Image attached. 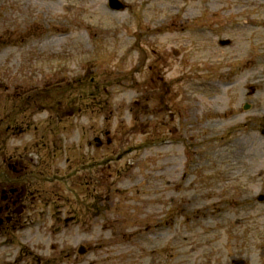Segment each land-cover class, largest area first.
I'll list each match as a JSON object with an SVG mask.
<instances>
[{
	"label": "rangeland",
	"instance_id": "obj_1",
	"mask_svg": "<svg viewBox=\"0 0 264 264\" xmlns=\"http://www.w3.org/2000/svg\"><path fill=\"white\" fill-rule=\"evenodd\" d=\"M122 1L0 0V177L35 200L0 247L264 264V0Z\"/></svg>",
	"mask_w": 264,
	"mask_h": 264
},
{
	"label": "flooded vegetation",
	"instance_id": "obj_2",
	"mask_svg": "<svg viewBox=\"0 0 264 264\" xmlns=\"http://www.w3.org/2000/svg\"><path fill=\"white\" fill-rule=\"evenodd\" d=\"M263 131L264 129L262 132ZM29 161L31 162L28 163L31 164L32 160L29 159ZM34 163L38 165L40 161L37 160V162ZM8 167L10 168L9 171H11L14 176L9 179V182L0 177L1 240L8 237L7 235H15L17 222L30 217L31 208L35 201L34 198L32 199V194L31 197L28 196L31 189L28 183L23 181L29 174L21 176L22 172L25 171V168L22 167V163L17 161L15 164H9ZM23 176L25 177L23 178ZM16 242L19 244V241ZM31 252L32 249L21 251L19 249H10L9 246L5 247V244H3L2 247H0V264H30L31 260L28 259L27 256Z\"/></svg>",
	"mask_w": 264,
	"mask_h": 264
},
{
	"label": "water",
	"instance_id": "obj_3",
	"mask_svg": "<svg viewBox=\"0 0 264 264\" xmlns=\"http://www.w3.org/2000/svg\"><path fill=\"white\" fill-rule=\"evenodd\" d=\"M116 0H110V5L113 7V8H123V5L122 4H118L115 2ZM80 252L83 253L84 252V247H80Z\"/></svg>",
	"mask_w": 264,
	"mask_h": 264
}]
</instances>
